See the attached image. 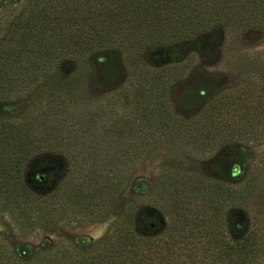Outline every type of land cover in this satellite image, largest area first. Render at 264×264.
Here are the masks:
<instances>
[{"label": "trees", "instance_id": "16d2710c", "mask_svg": "<svg viewBox=\"0 0 264 264\" xmlns=\"http://www.w3.org/2000/svg\"><path fill=\"white\" fill-rule=\"evenodd\" d=\"M245 25L264 28V0H32L16 18V35L0 46V99L41 80L63 79L64 88L43 113L0 122V211L30 233L69 209L88 218L114 199L147 144H190L206 152L234 140H261L264 85L245 83L239 91H223L185 119L169 103V88L181 67L146 63L159 45L216 26ZM111 47L122 51L123 65L134 64L126 129L113 142L120 147L119 163L110 158L88 164L92 178L84 183L75 181L70 167L61 173L56 164L40 162L29 169L45 149L97 159L100 149L109 147L104 109L82 117L72 110L70 118L66 110L70 87L88 78L89 66L119 79L113 60L101 53ZM70 59L87 62L72 75L60 68L59 75L55 70ZM222 153L214 165L216 177L162 175L153 195L165 211L161 219L127 198L114 224L92 245L64 243L30 252L0 241V264H264V152L246 169L239 149ZM47 187L54 188L46 193ZM235 209L238 221L231 214Z\"/></svg>", "mask_w": 264, "mask_h": 264}, {"label": "rangeland", "instance_id": "374dc122", "mask_svg": "<svg viewBox=\"0 0 264 264\" xmlns=\"http://www.w3.org/2000/svg\"><path fill=\"white\" fill-rule=\"evenodd\" d=\"M31 1L0 0V46L16 35V18L26 13ZM200 40L203 41L202 45L199 44ZM101 53L109 55L113 60L112 65L118 70L119 79L105 78L96 64L89 66L86 73L88 78L74 80L70 87L73 94L67 99L69 108L66 111L70 118L72 110L79 111L78 116L82 117L86 111L104 109V119H107L103 130L106 137L104 141H107L109 147L100 149L97 159L84 157L86 154L73 156V152L45 149L29 164V169L40 162L56 164L61 173L70 167L77 173L75 181L84 183L92 178L88 164L95 161L102 163L110 158L119 163L120 147L113 142L118 133L126 129L124 111L131 101L130 82L134 64L130 62L123 65L122 51L116 47ZM86 62L81 59L65 60L55 71L61 75V69H64L70 75V72L80 71ZM146 63L150 67L172 64L181 67L170 85L169 103L174 113L187 119L199 113L213 97L223 91H239L245 83L264 85V28L249 25L224 28L216 26L200 36L194 35L176 44L159 45L150 52ZM61 80L63 79L41 80L0 99V122L21 121L35 112L43 113L51 99H54V94L63 90ZM190 89L194 94H187ZM193 147L190 144H147L134 163L135 169L119 188L114 199L103 204L96 214L88 218L82 219L74 209H69L59 220L37 224L30 233L23 230L28 226L19 224L7 212L0 211V241L10 246L18 244L21 248H29L30 252L64 243L85 248L105 235L119 217L120 205H124L127 198L136 201L144 213L161 219L165 211L159 202H155L154 189L164 173L196 172L216 177V161L224 150L232 148L243 153L241 165L246 169L255 156L264 152V137L256 141H230L206 152H197ZM110 150L115 153L114 157ZM237 172L238 168L234 170V175ZM54 183L56 184L55 180L50 185H55ZM53 188L47 187L45 192ZM235 210L231 214L235 213L238 221L239 212Z\"/></svg>", "mask_w": 264, "mask_h": 264}]
</instances>
